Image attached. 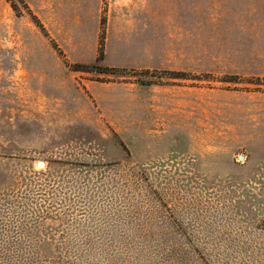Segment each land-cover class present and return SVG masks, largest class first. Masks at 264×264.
<instances>
[{"label":"rangeland","instance_id":"rangeland-1","mask_svg":"<svg viewBox=\"0 0 264 264\" xmlns=\"http://www.w3.org/2000/svg\"><path fill=\"white\" fill-rule=\"evenodd\" d=\"M0 264H264V0H0Z\"/></svg>","mask_w":264,"mask_h":264},{"label":"trees","instance_id":"trees-1","mask_svg":"<svg viewBox=\"0 0 264 264\" xmlns=\"http://www.w3.org/2000/svg\"><path fill=\"white\" fill-rule=\"evenodd\" d=\"M33 20L35 21V23L37 24V26H39L41 29L44 30L43 25L40 23V21L36 17H34ZM94 68H96L98 70H101V73L102 72L106 73L108 71L107 68H103V67H91V66H87V65H85V66H78L77 69H75V70L76 71L88 72L89 70H92Z\"/></svg>","mask_w":264,"mask_h":264},{"label":"water","instance_id":"water-1","mask_svg":"<svg viewBox=\"0 0 264 264\" xmlns=\"http://www.w3.org/2000/svg\"><path fill=\"white\" fill-rule=\"evenodd\" d=\"M241 160H243V157L240 158ZM44 164L43 163H40V166L42 167ZM44 167V166H43Z\"/></svg>","mask_w":264,"mask_h":264}]
</instances>
